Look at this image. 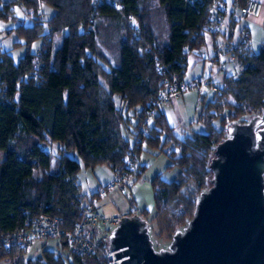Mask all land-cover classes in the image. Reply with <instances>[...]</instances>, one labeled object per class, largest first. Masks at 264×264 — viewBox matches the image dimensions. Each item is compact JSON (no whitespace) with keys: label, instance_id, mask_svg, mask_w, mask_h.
<instances>
[{"label":"trees","instance_id":"16d2710c","mask_svg":"<svg viewBox=\"0 0 264 264\" xmlns=\"http://www.w3.org/2000/svg\"><path fill=\"white\" fill-rule=\"evenodd\" d=\"M242 1L241 5L247 2ZM43 4L55 10L47 36L41 34L43 22L38 19ZM211 4L212 0H118L93 6L91 0H0V21L14 14V6L35 13L34 23L25 30L13 28L28 44L23 56L15 59L0 47V149L5 151L0 162L2 232L20 229L43 213L61 218L67 230L74 228L84 199L76 181L81 163L75 154L87 166L106 163L114 171L122 167L125 174L130 172V166L124 167L127 155L131 151L138 159L145 143L172 155L164 146L178 136L163 113L148 125L154 138L135 141L134 131L145 124L147 105L165 85L157 58L183 78L187 56L206 43ZM92 14L107 18L106 29L112 39L117 38V64L110 69L103 65L110 63L107 57L97 50L95 31L89 30ZM61 33L62 42L56 45L53 35ZM38 39H43L40 55L30 51ZM148 46L151 50H146ZM237 50L243 70L236 77L225 75L221 92L200 115L205 131L187 136L181 142V156H172L181 174L171 182L160 175L152 181L156 214L151 221H157L161 230L173 233L194 216L198 201L193 191L187 192L190 184L200 192L210 184L209 164L227 131L213 125L222 95L235 99L230 112L233 122L264 109V43L257 52L250 45L243 47V42ZM55 142L60 146L53 168L54 157L46 147ZM37 169L42 171L41 178L34 177ZM63 247L67 248L65 242ZM20 251L1 249L0 256L12 257ZM72 256L76 264H104L99 256ZM20 264H63V257L44 251L43 256Z\"/></svg>","mask_w":264,"mask_h":264},{"label":"water","instance_id":"95a60500","mask_svg":"<svg viewBox=\"0 0 264 264\" xmlns=\"http://www.w3.org/2000/svg\"><path fill=\"white\" fill-rule=\"evenodd\" d=\"M209 169L211 186L168 249L154 247L142 215L122 216L107 244L121 264H264V109L227 127Z\"/></svg>","mask_w":264,"mask_h":264},{"label":"rangeland","instance_id":"374dc122","mask_svg":"<svg viewBox=\"0 0 264 264\" xmlns=\"http://www.w3.org/2000/svg\"><path fill=\"white\" fill-rule=\"evenodd\" d=\"M154 1L157 2V0ZM91 3L94 4L93 6H96L94 0H91ZM52 10V7L43 4L38 14V19L43 22L41 25V34H45V36L49 34L51 29L50 18L53 15ZM34 18L35 13L33 9H26L21 5L14 6V14L8 20L0 21V31H7V29L11 30L9 35L0 41V47L2 50L9 51L15 59H19L21 56H23L28 51V44L26 40L20 37L13 28L20 27L21 30H25L26 26H30L34 23ZM132 22L134 23V21ZM128 24L133 27L130 22H128ZM107 26V18L102 16L96 17L94 14H92V24L89 26V30L95 31L97 50L102 52L107 57V60L110 63L107 64L103 62V65L106 69H110V66L117 64L118 52L116 50L117 38L114 37V39H112L111 33H109V31L106 29ZM112 33L115 36V33ZM62 35L63 33H61L59 36L58 34L53 35V39H56V45H59V43L61 44ZM17 42L20 44L16 45ZM42 43L43 39L42 41L40 39L35 40L30 46V51L35 52L36 54L41 52ZM220 45L224 46V49H226V52L224 50L223 54H221L224 70L220 71L219 77L216 78L220 81L215 79V82H222L225 75L227 74L232 77H236L243 70V66L238 60L237 56L238 47L236 46L234 49L235 53H233V49L228 50V48H234V44L227 48L223 43H220ZM201 50L204 53L205 58H209V56L213 53L212 41L209 36H207L206 43L202 46ZM93 53L95 54V52L92 51V55ZM228 57H230L229 60L227 59ZM212 59L213 56L211 57V60ZM100 65L101 66H99V68L102 69V63H100ZM208 66H212L213 70L218 68L217 63H210V61H207V67ZM202 68L203 62H199L190 71V75L201 73ZM205 71L206 73L209 72V68H207ZM101 80L102 83H106L104 76L101 77ZM117 96L116 102L118 106H122V100L119 95ZM206 104L207 103L204 104L201 100L199 101L197 106V114L195 120L193 121L190 118V114L188 113V110L186 109V106L182 100L174 101L173 104L166 109V119L168 124L174 129L175 135L178 136L177 139L173 137V141L168 142L164 146L165 150H168L170 153H172V155L161 151L158 147H152L148 145V143H145L138 159L135 157L133 159V163L128 168L130 172L127 173L126 171L125 181L128 185L124 191L113 190L109 192H101V186L109 182L114 177L115 171L106 163H98L94 166H87L78 154L73 155L81 163L80 170L76 174V181L79 184L83 198L87 199L94 197L96 206L105 218L122 217L129 215L130 213L142 215L144 218L150 221V234L154 241V247L157 250L168 249L176 231L171 233V231H168L165 228L161 230L158 228L157 221H151L156 214V203L152 181L157 175H160L161 178L167 182H171L179 177L181 174V168L178 164H174L172 156L175 158L181 156V142L187 136H191L195 132L205 131L206 123L205 121H199L200 116L198 117V114L201 109L203 110ZM220 105L221 108L216 111L218 117H216V119L213 121V125L217 129H221L222 127L227 128V126L233 122L230 112H232V107L235 105V99L231 94L222 95ZM206 117L207 116H205V119L207 120L208 117ZM223 117L225 118L224 122L221 121ZM247 120L248 119L237 121L246 122ZM223 135V137L226 138L227 131H225ZM59 146L60 144L55 142L53 145H48L46 147V151L51 153L54 157L53 168L56 166L55 163L58 162ZM212 154L213 151L211 152V155ZM4 157L5 151L0 149V162L4 159ZM142 166H145V169L141 173L143 168ZM34 177L41 178L42 171L37 169L34 173ZM210 186L211 185L207 183L206 188L203 191L208 190ZM192 191L194 192L198 201L202 192L198 191V187L196 185L190 184L187 188V192L190 193ZM97 192H100V196L93 195ZM190 220L191 219L186 222L184 227L187 226ZM97 231H99L98 233L101 236L102 234L100 232V228H98ZM44 251H53L56 252V254L61 255L63 257V264H76L74 257L58 240L37 242L25 250L16 252V254L12 257L0 256V264H20L21 261L26 263L31 259L33 260L43 256Z\"/></svg>","mask_w":264,"mask_h":264},{"label":"built area","instance_id":"2783aa9c","mask_svg":"<svg viewBox=\"0 0 264 264\" xmlns=\"http://www.w3.org/2000/svg\"><path fill=\"white\" fill-rule=\"evenodd\" d=\"M118 0H94L95 4H112ZM263 4L257 0H247V2L239 7V15L241 18H257L260 17ZM210 22L205 28L206 33L214 42V54L212 61L218 64V68L210 75H199L189 79L180 78L178 73L169 70L168 66L162 64L157 58L158 69L164 74V87L159 91L156 98L149 102L144 118L145 124L139 125L134 131L135 141L140 142L144 137L154 136L149 132L150 125L161 109L171 104L174 100L181 98L188 91L198 92L202 89H210L214 95L221 92L224 82L217 84L214 80L220 71L224 70L222 55L224 46L218 44L217 38L220 35L225 14L229 8L226 0H212L209 8ZM133 20L128 22L132 26ZM136 32H138L136 27ZM8 36L7 31H0V41ZM243 47L249 46V38L246 32L241 35ZM146 50H151L148 46ZM40 55V52L37 53ZM147 124V125H146ZM127 155L124 167H129L133 163V156ZM114 177L101 186V192H109L113 190L124 191L127 187L125 181V172L122 167L115 170ZM82 215L80 220L75 224L72 230H67L62 226L63 220L54 217L48 213H43L30 222L15 231L2 232L0 230V250L17 248L25 250L31 245L48 240L63 241L67 244V250L71 255L78 256H99L103 258L104 264H121L122 259L116 257V252L108 249L109 238L112 230L119 225L122 217L105 218L96 206L94 197L83 199L81 206ZM100 228L101 236L97 229ZM16 264V263H15Z\"/></svg>","mask_w":264,"mask_h":264},{"label":"crops","instance_id":"0c3cea01","mask_svg":"<svg viewBox=\"0 0 264 264\" xmlns=\"http://www.w3.org/2000/svg\"><path fill=\"white\" fill-rule=\"evenodd\" d=\"M226 1L228 4L229 11L224 16L221 32H220V35L218 36L219 39L217 38L218 43L225 44L226 48L229 47L230 45L234 44L235 47L234 48H228V50L233 49L232 52L235 53L234 49L236 48V46L239 48V46L241 45L242 33L246 32L248 37H249V45L251 46L252 51L257 52L264 43V6H263L262 13H261L260 17L244 19V18H241L239 15V7L242 6L241 2H243V1L242 0L241 1L240 0H226ZM257 1L261 2L264 5V0H257ZM54 12H55V10L53 9L52 14ZM211 41H212V46H213V53L209 56V58L204 57V53L201 50L202 47L200 49H197V50L191 52L187 56V71H186L183 78L189 79V78L199 76V75H210V74L215 72V70H213L212 66L207 67V61H210V63H214L211 60V57L214 54V42L212 39H211ZM224 57H226V56H224ZM227 59L229 60L230 57H228ZM228 60H227V62H228ZM232 60H234V59H232ZM199 62H203L202 72L198 73V74H191L190 75V71ZM207 68H209V72L206 73L205 70ZM217 77H219V74ZM216 80H218V79H216ZM218 81H220V80H218ZM222 82L216 81L217 84H221ZM117 97L118 96L116 95L115 99H117ZM214 98H215V95L210 89H202L198 92L188 91V92L184 93V95L181 98H179L177 100L183 101L184 105L186 106V109L188 110V113L190 114V118L193 121V120H195V117L197 114V106H198L199 101L201 100L205 104L211 100H214ZM174 101H176V100H174ZM173 102L169 105L164 106L160 112L163 113L165 116H167L166 109L168 107H170L173 104ZM201 111H202V109L200 110L198 117L200 116ZM185 136H187V135H185ZM42 242H45V241H42ZM60 243H62V245H64L63 241H60Z\"/></svg>","mask_w":264,"mask_h":264}]
</instances>
